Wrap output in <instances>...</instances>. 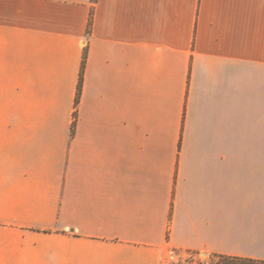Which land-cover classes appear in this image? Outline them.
<instances>
[{
	"label": "crops",
	"instance_id": "1",
	"mask_svg": "<svg viewBox=\"0 0 264 264\" xmlns=\"http://www.w3.org/2000/svg\"><path fill=\"white\" fill-rule=\"evenodd\" d=\"M177 252L264 260V0H0V264Z\"/></svg>",
	"mask_w": 264,
	"mask_h": 264
},
{
	"label": "trees",
	"instance_id": "2",
	"mask_svg": "<svg viewBox=\"0 0 264 264\" xmlns=\"http://www.w3.org/2000/svg\"><path fill=\"white\" fill-rule=\"evenodd\" d=\"M87 60V52H85L84 59H83V66L81 70V77L79 82V89L77 93V104L79 102V98L82 91L83 85V68L85 62ZM190 256H193L191 259V263L193 264L194 257L197 256L199 253L195 252H188ZM194 264H264L263 259H254V258H245V257H236L227 254H211L208 256L206 260H196Z\"/></svg>",
	"mask_w": 264,
	"mask_h": 264
},
{
	"label": "rangeland",
	"instance_id": "3",
	"mask_svg": "<svg viewBox=\"0 0 264 264\" xmlns=\"http://www.w3.org/2000/svg\"><path fill=\"white\" fill-rule=\"evenodd\" d=\"M208 258V255L206 254H198L194 257V260H206ZM191 259H193V256H190L188 252L183 253H174L172 259L170 260V264H192ZM193 262V264L195 263Z\"/></svg>",
	"mask_w": 264,
	"mask_h": 264
}]
</instances>
